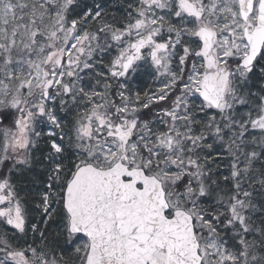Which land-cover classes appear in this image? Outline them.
Listing matches in <instances>:
<instances>
[{"label":"snow or ice","instance_id":"snow-or-ice-1","mask_svg":"<svg viewBox=\"0 0 264 264\" xmlns=\"http://www.w3.org/2000/svg\"><path fill=\"white\" fill-rule=\"evenodd\" d=\"M0 264H264V0H0Z\"/></svg>","mask_w":264,"mask_h":264}]
</instances>
